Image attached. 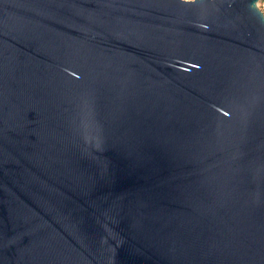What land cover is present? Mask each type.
<instances>
[{"label":"water","instance_id":"water-1","mask_svg":"<svg viewBox=\"0 0 264 264\" xmlns=\"http://www.w3.org/2000/svg\"><path fill=\"white\" fill-rule=\"evenodd\" d=\"M261 0H0V264H264Z\"/></svg>","mask_w":264,"mask_h":264},{"label":"rangeland","instance_id":"rangeland-1","mask_svg":"<svg viewBox=\"0 0 264 264\" xmlns=\"http://www.w3.org/2000/svg\"><path fill=\"white\" fill-rule=\"evenodd\" d=\"M260 10L264 13V0H261L259 3Z\"/></svg>","mask_w":264,"mask_h":264}]
</instances>
